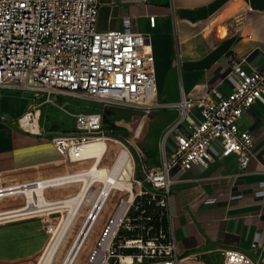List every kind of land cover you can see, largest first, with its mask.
Masks as SVG:
<instances>
[{
    "label": "crops",
    "instance_id": "obj_1",
    "mask_svg": "<svg viewBox=\"0 0 264 264\" xmlns=\"http://www.w3.org/2000/svg\"><path fill=\"white\" fill-rule=\"evenodd\" d=\"M124 23L131 32L150 34L157 92L165 104L181 94L198 99L209 88L227 93L222 76L232 65L248 74L264 70V0H98V30H121ZM21 91L0 90V264H34L50 240L46 227L66 216L56 207L79 191L81 177L89 182L83 173L95 163L64 161L45 131L21 127L30 105ZM177 116L165 132L167 148L185 130L184 123L169 131ZM238 127L253 137L245 169L233 155L220 157L213 143L206 167L172 172L170 228L185 263L222 264L221 252L235 249L264 264V102L243 112Z\"/></svg>",
    "mask_w": 264,
    "mask_h": 264
},
{
    "label": "built area",
    "instance_id": "obj_2",
    "mask_svg": "<svg viewBox=\"0 0 264 264\" xmlns=\"http://www.w3.org/2000/svg\"><path fill=\"white\" fill-rule=\"evenodd\" d=\"M97 6L98 0H0V90L19 89L34 96L58 95L104 106H155L158 92L150 34L131 32L127 23L121 30H98ZM154 24V17H149V26ZM222 80L229 86L225 94L209 88L198 99L181 94L178 102L165 104L178 112L169 131L184 123L185 130L174 135L170 148L164 135L159 165L142 181L134 180L138 190H132L131 198L117 199L83 264H188L178 256L170 228L172 172L206 167L213 161V143H218L220 157L233 155L239 168L245 169L253 137L239 129L238 121L253 103L264 102V70L248 74L232 65ZM33 112L23 115H29L30 122L36 117L39 128L38 110ZM64 112L72 117L73 130L48 140L62 160L86 159L85 148L104 137L102 115ZM97 215L89 223H95ZM51 228L46 227L49 234ZM221 254L222 264H253L239 250L225 249ZM127 257L129 261H124Z\"/></svg>",
    "mask_w": 264,
    "mask_h": 264
},
{
    "label": "rangeland",
    "instance_id": "obj_3",
    "mask_svg": "<svg viewBox=\"0 0 264 264\" xmlns=\"http://www.w3.org/2000/svg\"><path fill=\"white\" fill-rule=\"evenodd\" d=\"M21 94L25 95L30 103L26 111H32V114H35L33 110H38L37 122L39 128H37L36 119L30 122L33 128L37 131L39 129L41 132L43 130L49 136L71 132L73 119L64 110L68 113H74L78 110H90L101 113L103 118V136L108 138L106 139L107 149L102 157L105 162H102L99 166L101 168H109L113 164L117 153L119 154V151L124 149V147L127 148L133 159V175L131 177L133 191L138 190V186L135 185L134 180L142 181L150 169L159 165L162 155L161 143L163 136L178 114L167 107L162 102L160 96H158L155 106L150 109H144L131 106H104L99 103L70 99L58 95L47 97L44 94H39L34 96L28 91H21ZM24 129L31 131L28 128ZM89 161L91 162V160ZM90 185L92 183L87 186L86 192L82 193L80 204L77 202L74 204H64V207L60 209H65L67 212L66 216L50 223L52 228L49 237L51 238L54 230H58V234L54 241L56 242V246L48 264H63L73 242L78 239V232L83 226L86 214L91 209L95 197L103 186L101 183H94L89 190L88 187ZM83 186V182L80 183V189ZM142 186L148 191H153L144 182H142ZM80 189L73 196L79 194ZM127 195L128 192L126 190H114L110 193L98 222L93 227V230L77 255V259L72 264H83L90 247L95 241L96 235L99 233L103 222L113 209L117 199ZM162 223H164V220H162ZM75 232L77 234L73 237L71 234ZM42 253L43 251L35 259L34 264H37Z\"/></svg>",
    "mask_w": 264,
    "mask_h": 264
},
{
    "label": "bare ground",
    "instance_id": "obj_4",
    "mask_svg": "<svg viewBox=\"0 0 264 264\" xmlns=\"http://www.w3.org/2000/svg\"><path fill=\"white\" fill-rule=\"evenodd\" d=\"M30 116L29 115H23V118L21 119V126L24 128H28L32 131H37L33 128V125L30 123ZM33 119H36L34 117ZM19 122V121H18ZM36 122V121H35ZM108 137H102L101 139L89 144L83 154L85 155L86 159L92 158V160H95V163H92L91 168H88L84 175H90L89 182L88 178L86 176L81 177L79 180L83 182L84 186L81 187L80 193L76 196H71L68 199H65L63 202H61V205L56 207L57 209H60L64 207V204L67 203H81L82 193L86 192V188L89 184L92 183H101L103 186L101 190L98 192L97 196L95 197V200L92 204L91 209L86 214L84 223L80 231L78 232V239L73 242L68 254L66 255L63 264H72L76 259L77 255L79 254L81 248L86 242V239L89 237L91 231L93 230V227L98 222L100 214L102 213V210L105 207L106 202L108 201V196L110 193L114 190H126L131 191V193L128 194L129 198L132 197V183H131V177L133 175V159L132 156L127 148L124 147V149H121L119 154L117 155V158L115 162L109 167H99L97 165V162L99 161L102 154L105 152L106 148V139ZM82 174V175H83ZM77 176H73L72 178H77ZM71 178V179H72ZM35 193L38 197L41 198L40 192L41 190H35ZM32 192V191H29ZM28 192V193H29ZM81 199V200H80ZM47 204L45 203V206ZM98 208V210H96ZM35 212V211H33ZM98 212L97 220L95 223L92 224L90 222V218L94 213ZM31 213V212H29ZM88 214H91L89 217V220H87ZM58 234V230H54L52 232V236L49 240L48 246L41 256L38 264H48L50 262V256L52 255L54 251V247L56 246V236ZM124 261H129V258H125Z\"/></svg>",
    "mask_w": 264,
    "mask_h": 264
}]
</instances>
